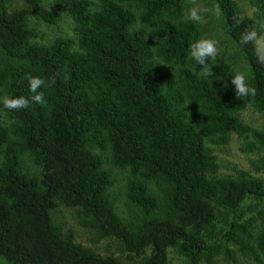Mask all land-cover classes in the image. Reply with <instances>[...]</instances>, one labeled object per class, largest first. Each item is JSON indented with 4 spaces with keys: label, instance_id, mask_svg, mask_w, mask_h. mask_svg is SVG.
<instances>
[{
    "label": "trees",
    "instance_id": "16d2710c",
    "mask_svg": "<svg viewBox=\"0 0 264 264\" xmlns=\"http://www.w3.org/2000/svg\"><path fill=\"white\" fill-rule=\"evenodd\" d=\"M210 1L255 95L236 98L226 63L210 65L211 78L199 75L189 56L198 28L181 20L183 0H54L53 10L73 22L75 42L48 45L32 43L26 17L54 25V12L40 0H21L24 8L13 10L0 0V87L5 97L29 100L26 109L5 108L10 123L0 130L6 264H168L169 249L188 264H212L223 250L237 264L227 244L264 260V225L252 233L254 219L242 216L246 198L264 204V185L243 173L208 178L215 165L204 145L251 138L247 148L262 151L264 167V134L235 117L264 112V64L252 44L239 43L256 22L232 0ZM234 17L243 20L237 25ZM29 76L45 81L38 89L45 105L32 101ZM103 152L111 167L128 169L124 196L137 211L128 222L115 214ZM24 154L38 174L22 170ZM58 205L75 208L81 225L97 242L112 240L122 259L75 242L51 219ZM257 216L264 223V205Z\"/></svg>",
    "mask_w": 264,
    "mask_h": 264
},
{
    "label": "rangeland",
    "instance_id": "374dc122",
    "mask_svg": "<svg viewBox=\"0 0 264 264\" xmlns=\"http://www.w3.org/2000/svg\"><path fill=\"white\" fill-rule=\"evenodd\" d=\"M93 3L96 0H89ZM238 8V11L243 16H247L256 22V30L261 32L264 28V0H232ZM41 4L48 10H51L56 15V23L48 25L42 23L29 14L26 17V26L33 30L36 37L32 39V43L37 45H48L54 39H71L75 42V32L73 30V22L64 13L53 10L54 0H40ZM183 8L181 20L190 21L198 28V36L192 42L204 37L215 39L219 42V54L215 60L209 59V65L226 63L231 66L233 74L235 71L243 72L246 75V68L241 60H239L235 47L230 42L228 37L224 34L221 27V20L216 7L210 0H183ZM203 7L207 9L202 12L204 17L202 23H194L187 19V13L192 7ZM8 10L17 8H24L21 0H8ZM262 33V32H261ZM75 49V46L73 47ZM0 130L10 123L5 108L3 106V98H5L2 88L0 87ZM236 119L246 125L264 134V112L256 111L253 108L238 111L235 114ZM251 142V138L244 139L242 136L230 137L223 145H212L205 142V148L209 156L213 160L215 170L211 174H207L208 178L214 179H231L238 180L240 173L245 174L247 179H255L264 185V167L261 165L263 160V153L254 144L251 148H247V143ZM102 167L107 171L112 185L109 193L114 197V210L117 217L123 222L132 220L136 215L135 208L130 205L124 196V187L128 179L129 173L126 168H113L109 165L106 154L101 153ZM1 161V160H0ZM21 167L27 174H38L37 168L33 165L29 155L24 154L20 157ZM150 191L154 192L153 186L149 184ZM263 203L251 198H246L242 203L243 219L253 218L254 222L251 226L252 233H256L264 223L257 216V212L263 208ZM51 219L54 223L61 225L62 229H69L72 231L74 240L88 247L101 255H111L118 259H122L119 255L117 246L112 240H95L93 231L81 225V219L77 215L75 208H68L58 205L50 213ZM226 248L233 252L234 259L237 264H264L255 263L250 257L242 255L238 252L235 246L227 244ZM168 264H188L187 261L173 252L171 249L167 250ZM0 264L6 262L0 257ZM204 264V263H198ZM212 264H230L226 258L223 250L216 254L212 259Z\"/></svg>",
    "mask_w": 264,
    "mask_h": 264
},
{
    "label": "clouds",
    "instance_id": "9594fccd",
    "mask_svg": "<svg viewBox=\"0 0 264 264\" xmlns=\"http://www.w3.org/2000/svg\"><path fill=\"white\" fill-rule=\"evenodd\" d=\"M217 10H219L217 6ZM207 9L197 6L189 9L187 13V19L191 20L194 23H202L204 17L201 15L202 12H206ZM234 20L237 25H239L243 17L236 18ZM239 43L241 45L252 44L256 54L257 61L261 64H264V33L258 32L256 28L248 29L246 28L243 32L240 33ZM219 42L211 38H200L194 43L189 45V56L191 59L195 60L196 63L200 66L199 75L213 77L214 73L212 67L209 65V59L215 60L219 54ZM231 78V85H234L235 95L237 99L241 97L255 95V89L251 88L247 82L246 75L243 72L235 71ZM221 80V78L219 79ZM217 80V81H219ZM30 91L36 93L32 97V101L40 105H45L46 100L44 98L43 92H39L45 81L40 77H28ZM224 87H228L227 82L224 83ZM3 106L9 110H19L26 109L29 106V100L24 96L17 98L5 97L3 98ZM191 116V114L189 113Z\"/></svg>",
    "mask_w": 264,
    "mask_h": 264
}]
</instances>
